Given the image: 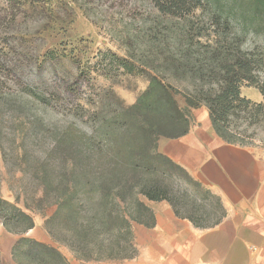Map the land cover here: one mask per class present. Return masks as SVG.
Listing matches in <instances>:
<instances>
[{
    "label": "rangeland",
    "instance_id": "374dc122",
    "mask_svg": "<svg viewBox=\"0 0 264 264\" xmlns=\"http://www.w3.org/2000/svg\"><path fill=\"white\" fill-rule=\"evenodd\" d=\"M200 1L202 9L177 19L158 13L151 0H0V198L34 222L22 236L0 222V264H16L11 249L20 237L53 245L43 228L52 209H40L35 200L42 194L37 178L64 130L88 135L97 119L134 104L151 76L176 89L192 124L205 107L186 103L185 95L200 83L176 69L185 51L191 64L219 42L264 54V0ZM210 84L215 81L205 87ZM240 94L262 102L259 90L245 83ZM238 127L246 128L242 122ZM245 135L246 148L264 152V124L247 127ZM57 248L70 264L122 262L83 263L66 247Z\"/></svg>",
    "mask_w": 264,
    "mask_h": 264
},
{
    "label": "trees",
    "instance_id": "16d2710c",
    "mask_svg": "<svg viewBox=\"0 0 264 264\" xmlns=\"http://www.w3.org/2000/svg\"><path fill=\"white\" fill-rule=\"evenodd\" d=\"M151 3L161 15L177 19L203 6L200 0ZM218 45L194 64L185 51L184 63L175 66L200 83L185 95L189 108L205 107L214 133L226 144L245 147L247 127L264 124V54ZM208 79L215 85L205 87ZM243 83L258 89L262 102L241 97ZM176 95L171 84L151 76L134 104L97 119L99 125L88 135L72 127L58 136L47 163L39 167L42 194L35 199L40 209H52L43 228L53 245L20 237L11 249L16 264H70L58 245L83 263L132 260L137 256L133 225L155 226L147 202H166L177 218L197 229L223 221L226 209L220 197L158 151L161 138H180L191 126L189 111L179 106ZM240 122L245 123L243 131ZM0 222L18 236L34 227L31 216L2 198Z\"/></svg>",
    "mask_w": 264,
    "mask_h": 264
},
{
    "label": "crops",
    "instance_id": "0c3cea01",
    "mask_svg": "<svg viewBox=\"0 0 264 264\" xmlns=\"http://www.w3.org/2000/svg\"><path fill=\"white\" fill-rule=\"evenodd\" d=\"M204 110L186 135L159 140L158 151L217 194L226 217L197 229L166 202H149L155 226L133 225L137 256L100 264H264V152L223 142Z\"/></svg>",
    "mask_w": 264,
    "mask_h": 264
}]
</instances>
